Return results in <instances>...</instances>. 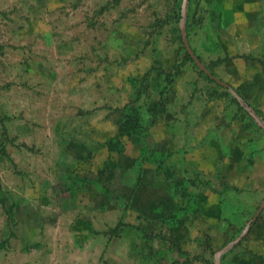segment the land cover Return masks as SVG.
I'll use <instances>...</instances> for the list:
<instances>
[{"label":"rangeland","instance_id":"rangeland-1","mask_svg":"<svg viewBox=\"0 0 264 264\" xmlns=\"http://www.w3.org/2000/svg\"><path fill=\"white\" fill-rule=\"evenodd\" d=\"M182 4L0 0V264H264V0Z\"/></svg>","mask_w":264,"mask_h":264},{"label":"trees","instance_id":"trees-1","mask_svg":"<svg viewBox=\"0 0 264 264\" xmlns=\"http://www.w3.org/2000/svg\"><path fill=\"white\" fill-rule=\"evenodd\" d=\"M187 57L189 58V59H192L191 58V56L188 54L187 55ZM238 97H239V95H238ZM238 103V102H237ZM239 104V107L240 108H242V106H241V104L240 103H238ZM249 108V111L254 115V116H256L257 117V111L255 110V109H253V108H251L250 106H248ZM125 109V108H124ZM130 114H132V113H123V116H124V122H123V124L122 125H124V124H126V123H129V122H132V121H139L140 119H141V115H139V114H135V115H130ZM263 124V123H262ZM123 136L124 135H120L119 137H118V139H119V142L120 141H122L123 142V145L124 144H126L127 143V140H129L131 137H130V135H126V137H124L123 138ZM107 143V142H106ZM113 143L111 142V140L109 141V145L107 146V149H108V151H110V148H111V145H112ZM111 152V151H110ZM117 157H121V156H116L115 158H117ZM121 158H123V157H121ZM122 231V229H121V226H118V227H116V228H114V229H112V230H110L108 233L109 234H118L119 232H121Z\"/></svg>","mask_w":264,"mask_h":264},{"label":"water","instance_id":"water-1","mask_svg":"<svg viewBox=\"0 0 264 264\" xmlns=\"http://www.w3.org/2000/svg\"><path fill=\"white\" fill-rule=\"evenodd\" d=\"M187 0H183V4H182V10H184L185 5H186ZM182 38H183V43L185 45V48L188 52V54L191 56V58L193 59V61L196 63V65L202 70L204 71L206 74L211 75L210 71L208 70V68L200 62V60L198 59V57L194 54V52L192 51V49L190 48L189 44H188V40H187V36H186V31L185 28L182 27ZM217 82H219L220 84H223L224 86H226V84L224 82H222L221 80L217 79ZM257 119V118H256ZM258 120V119H257ZM262 207V206H261ZM261 209L258 210L257 214L254 216V218L252 220H250L247 224V227L252 223V221L258 216L259 212ZM218 264V263H217Z\"/></svg>","mask_w":264,"mask_h":264}]
</instances>
